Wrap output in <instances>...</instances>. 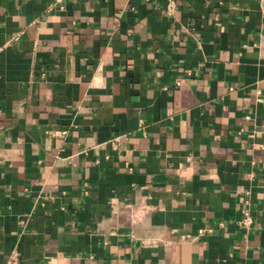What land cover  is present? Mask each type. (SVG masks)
Listing matches in <instances>:
<instances>
[{"label":"crops","instance_id":"0c3cea01","mask_svg":"<svg viewBox=\"0 0 264 264\" xmlns=\"http://www.w3.org/2000/svg\"><path fill=\"white\" fill-rule=\"evenodd\" d=\"M167 1L0 0V264H264V0Z\"/></svg>","mask_w":264,"mask_h":264},{"label":"built area","instance_id":"2783aa9c","mask_svg":"<svg viewBox=\"0 0 264 264\" xmlns=\"http://www.w3.org/2000/svg\"><path fill=\"white\" fill-rule=\"evenodd\" d=\"M175 3L174 0H168L167 4H166V8L169 11H172L174 9ZM260 99V97H258V100ZM253 221V215L251 212V209L248 205H244L240 208V216L237 219V224L240 226H248L249 224H251ZM206 231H211V227H208L206 229ZM7 264H18L17 261L15 260H10Z\"/></svg>","mask_w":264,"mask_h":264}]
</instances>
